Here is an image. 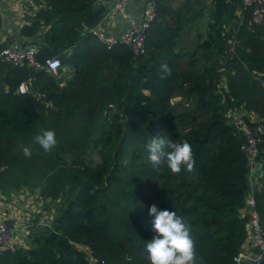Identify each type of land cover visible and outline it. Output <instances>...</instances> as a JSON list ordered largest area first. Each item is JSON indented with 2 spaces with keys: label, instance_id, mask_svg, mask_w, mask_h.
Instances as JSON below:
<instances>
[{
  "label": "trees",
  "instance_id": "16d2710c",
  "mask_svg": "<svg viewBox=\"0 0 264 264\" xmlns=\"http://www.w3.org/2000/svg\"><path fill=\"white\" fill-rule=\"evenodd\" d=\"M31 2L39 8L17 35L37 46L36 65L0 62V193L33 175L57 201L48 224L30 227L28 246L0 253V264H149L152 205L190 226L197 264H233L246 238L240 211L248 167L243 137L226 113L250 111L258 120L250 127L263 126L257 160L264 172V21L249 24L240 0H155L144 51L136 56L123 45L105 49L87 32L106 12L97 0ZM201 19L204 37L195 34L185 50L182 32ZM49 58L72 68L61 87L41 68ZM163 63L171 75L162 80ZM20 83L27 86L22 94ZM175 96L179 102L171 104ZM182 98L191 99L190 109L174 107ZM47 130L57 146L46 153L33 140ZM157 135L189 143L194 171L153 167L146 144ZM259 187L252 192L264 236Z\"/></svg>",
  "mask_w": 264,
  "mask_h": 264
},
{
  "label": "built area",
  "instance_id": "2783aa9c",
  "mask_svg": "<svg viewBox=\"0 0 264 264\" xmlns=\"http://www.w3.org/2000/svg\"><path fill=\"white\" fill-rule=\"evenodd\" d=\"M142 3V10L138 19L127 15L126 9L130 0H115L106 10L103 18L119 17L126 21V27L117 35H110L99 25L87 30L96 41L105 49H110L115 45H123L127 47L132 54L140 55L144 51V40L146 30L149 28L151 22L155 17V0H139ZM19 11L32 6L31 0H18ZM100 4V1L97 0ZM243 10H246L249 16V24L258 25L264 21V0H240ZM35 9V7H34ZM34 10H25L19 14L16 27L19 29L24 24V16L32 15ZM37 51V46L34 43H27L22 47H3L0 49V62L8 64L12 67H28L34 66V57ZM59 60L56 58L46 59L41 68L47 72L55 74L60 68ZM27 91V86L20 83L16 92L22 94ZM108 108H112L108 105ZM228 124L233 125L235 129L243 137V143L240 150L246 157V164L248 167L247 181L248 188L250 186L251 176V162L257 156V135L263 130V126L256 125L250 127L249 124L257 123L256 117L253 113L246 112L241 109L230 110L226 113ZM261 129V130H260ZM259 168L260 163H259ZM262 171V170H261ZM263 172V171H262ZM259 186V185H257ZM256 186V187H257ZM254 189V188H253ZM253 189L246 194L244 199V215L247 221V244L238 252L233 258V264H260V260L264 255V236L259 224V215L255 208V201L253 198ZM1 198V196H0ZM7 215L4 211L0 212V253H12L18 248L28 246L26 240V231L34 227V223H29V219L22 224L21 227L16 228L15 225L8 224ZM37 223V222H36ZM35 223V224H36ZM38 224L36 226H39ZM88 253V251H87ZM92 263L93 260L90 259Z\"/></svg>",
  "mask_w": 264,
  "mask_h": 264
},
{
  "label": "clouds",
  "instance_id": "9594fccd",
  "mask_svg": "<svg viewBox=\"0 0 264 264\" xmlns=\"http://www.w3.org/2000/svg\"><path fill=\"white\" fill-rule=\"evenodd\" d=\"M160 79L171 75L168 64L163 63L159 69ZM44 152H51L57 146L54 131H43L33 140ZM148 161L153 167L166 163L172 174H180L182 169L191 173L195 169V159L189 143H173L164 136H152L147 142ZM25 157L32 155L29 147H23ZM153 238L146 242L145 252L149 264H197L196 241L191 235L190 226L178 217L176 212L158 211L156 205L149 209Z\"/></svg>",
  "mask_w": 264,
  "mask_h": 264
},
{
  "label": "rangeland",
  "instance_id": "374dc122",
  "mask_svg": "<svg viewBox=\"0 0 264 264\" xmlns=\"http://www.w3.org/2000/svg\"><path fill=\"white\" fill-rule=\"evenodd\" d=\"M176 3L177 2H171L173 11L176 10L177 7ZM173 11L168 12L166 15L165 22L168 24H171L170 21L173 18H175ZM204 21L205 19L196 20L195 22L191 23L189 27L182 32V37H181V41L179 42V45L185 48V50H191V48L194 46L195 34H199V36L202 38L204 37V33H205L203 28ZM220 83L223 82L220 81ZM190 100L191 99L185 100V98H182L181 102L183 103L181 105H176L174 107L183 111L190 109L192 107ZM178 102H179V96L172 97L170 100L171 104H175ZM89 156L93 161L97 160L95 154L91 153ZM251 165H252L251 176H250L251 187L248 188L249 191L250 189L255 188L257 185L264 186V172H262L259 168V161L257 160V156L254 159V163L251 162ZM7 190H8V194L5 195L7 197L6 200L14 201V204H20L22 207H24L22 210L31 217V218H27L29 219V223L37 222L38 224H41L39 226H44L45 224H48V219L52 218L51 217L53 215L52 209L57 200H52L50 199V197L46 196L45 184L43 181H39V180L37 181L35 177L31 175V177L27 180L26 184L21 180L20 185L18 186L12 185L10 187H7ZM0 196H1L0 202L1 201L3 202V198L5 196H2L1 193ZM240 214L241 216L245 217L244 206L241 209ZM246 224H245L246 238L241 250L247 244L248 233H247Z\"/></svg>",
  "mask_w": 264,
  "mask_h": 264
},
{
  "label": "crops",
  "instance_id": "0c3cea01",
  "mask_svg": "<svg viewBox=\"0 0 264 264\" xmlns=\"http://www.w3.org/2000/svg\"><path fill=\"white\" fill-rule=\"evenodd\" d=\"M100 4L107 9L109 5L115 0H98ZM32 3V2H31ZM18 0H0V44H5L6 47H22L27 43H31L30 39H23L17 35V19L22 11L37 10L39 6L34 4L28 5L19 11ZM35 7V9H34ZM142 10V3L139 0H130L126 12L127 15L138 19ZM32 12V11H31ZM26 17V15L24 16ZM25 20V19H24ZM100 28H103L105 32L110 35H117L126 27V21L119 17H105L102 18L98 24ZM54 78L58 83V86H63L72 77V68L69 66H61L59 71L54 74ZM6 196L3 198V202H0V212L4 211L7 215L8 224L15 225L16 228L22 226L27 218H31L22 209L20 204H14V201L6 200ZM37 223H34L36 226Z\"/></svg>",
  "mask_w": 264,
  "mask_h": 264
},
{
  "label": "water",
  "instance_id": "95a60500",
  "mask_svg": "<svg viewBox=\"0 0 264 264\" xmlns=\"http://www.w3.org/2000/svg\"><path fill=\"white\" fill-rule=\"evenodd\" d=\"M38 37H39V39H41V35L40 34L38 35Z\"/></svg>",
  "mask_w": 264,
  "mask_h": 264
}]
</instances>
